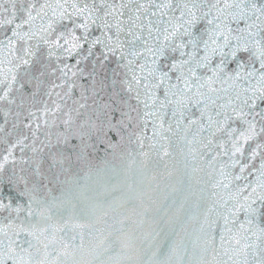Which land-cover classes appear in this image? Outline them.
I'll use <instances>...</instances> for the list:
<instances>
[{"label":"snow or ice","instance_id":"snow-or-ice-1","mask_svg":"<svg viewBox=\"0 0 264 264\" xmlns=\"http://www.w3.org/2000/svg\"><path fill=\"white\" fill-rule=\"evenodd\" d=\"M0 264H264V0H0Z\"/></svg>","mask_w":264,"mask_h":264}]
</instances>
